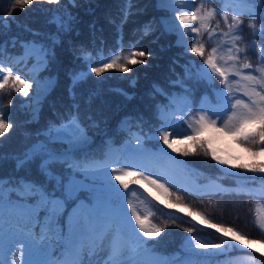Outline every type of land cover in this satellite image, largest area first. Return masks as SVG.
<instances>
[{
	"label": "trees",
	"instance_id": "1",
	"mask_svg": "<svg viewBox=\"0 0 264 264\" xmlns=\"http://www.w3.org/2000/svg\"><path fill=\"white\" fill-rule=\"evenodd\" d=\"M199 3L200 0H192L188 3V8L199 6ZM76 4L77 6L73 7L69 0H60L58 4H49L47 0H33V3L23 10L16 6L12 10V15L15 17L12 21V17L7 16L10 0H0V15L12 21L11 27L0 34V44H7L5 61L8 62L9 56H21L24 52L22 45L30 41H35L49 50L46 66H43L35 77H31L26 69L37 59L36 56L19 64L13 62L14 71L20 72L24 78L32 82L28 97L7 87L0 90V109L3 110L4 118L6 120L10 118L13 124L9 132L4 137H0V155L4 157L0 160V178L23 177L41 183L47 182L49 189L54 187L55 181H47L39 170L40 156L19 169L16 167L14 157H22L34 145L48 143L49 127H59L66 123V119L71 114L77 113L78 106V117L86 133L87 143L73 147L67 141L60 140L48 144V147L58 152L70 151L73 157L81 160L86 156L102 158L104 152L113 147L124 149L130 145L135 149L142 146L153 155L161 152L162 149V153L168 154L166 156L171 169L185 177H192L198 184L181 188L170 181L161 180L172 192V201H175L176 196H180L182 205L202 213L213 223L231 227L248 237L242 243L230 239L229 243L235 245L233 250L211 255L216 249H209L205 255L196 260L188 258L186 250L189 248L187 246L189 233L185 229L194 226L198 231L192 232L191 236L207 237L216 242L225 237L215 229L193 220L185 212L162 204L160 202L164 199L162 196L158 201L138 196L137 205L140 209L147 210L148 205L144 203L146 199L156 210V215L150 217L151 221L164 227L160 236L154 239L144 238L147 245L146 260L149 264H242L241 259L244 260L246 256H252L258 264H264V256L259 255L264 252V242H256L264 241V232H261L255 223L258 212L264 215V194H261V190L264 189L262 174L248 172L238 167L225 169L210 156L202 154L184 156L182 152L186 149L188 141L183 140L182 137H177L174 144V147L180 151H173L157 138L162 123L159 119V109L169 103V96L187 95L191 103L190 112L196 114L202 102L206 106L215 107L218 103L219 91L225 87L216 76L208 80L197 75L200 66L203 65V59L190 51L186 52L178 44L179 33L174 30L169 31L168 29L172 27L164 24L165 21L174 20L176 13L172 9L158 7L157 0H133L132 15L123 25V52L126 54L129 50L128 46L133 45L134 50H143L148 54L140 58L144 59L145 63L128 65L131 68L129 73L115 69H109L100 77L91 73L86 81L75 87L73 96L69 92L70 73L88 71V64L79 58L80 49H87L93 52L94 56L98 49H103L105 53L119 50L118 41L121 34L117 32V25L123 19L122 9L125 6L124 0H76ZM204 6L215 8L217 12L225 7L220 0L216 3H205ZM227 7L229 17L234 12L242 13L240 19L243 20V24L240 28L243 40L239 43L241 47L245 44L250 46L247 56L255 66L257 56L255 51L251 50V42L255 40L257 44L264 46V38L258 34L253 35V30L248 27L252 17L245 14L247 5L232 4ZM256 11L258 14L261 11L260 0H256ZM68 13L76 18L70 25L71 30L59 31L52 18L57 15L66 18ZM109 20H114L116 23H109ZM217 21H220V28L226 31L219 15L211 21V26L215 27ZM93 23L95 30L90 27ZM261 23L258 15L255 20L257 29L260 28ZM145 25H150L153 29L147 36L143 35ZM217 31L219 32V29ZM194 35L193 33L186 37L188 45L194 42L192 39ZM203 39H207V34H204ZM13 40H15L14 47L11 43ZM53 40L57 42L53 43ZM219 43L218 40L215 43L209 42L206 48L210 49ZM96 62V59L92 60L93 64ZM230 79L234 78L230 77ZM37 83L40 87L45 86V92L37 93ZM154 86L164 89L169 96L155 93ZM90 96L92 102L89 104ZM244 99L247 100V97ZM164 110L169 111L167 108ZM179 115L181 113L177 111L176 116L169 117L171 124L177 129L187 128L186 124L176 118ZM183 115L185 119L189 118L188 111ZM172 130L169 128V131ZM260 161H264V157H259L256 162ZM249 162L251 161L248 154L244 152L243 160L232 163ZM115 166L119 167V165ZM50 167L53 175L61 178L66 177L71 171L61 164ZM246 177L249 179H244ZM75 179L87 185L82 189L83 195L77 203H83L92 209L99 225L100 219H97L101 192L99 187L105 186L104 178L99 174L86 178L83 173H76ZM211 183L219 184L224 190L202 189L201 185ZM241 185L251 189V194L239 190ZM132 186L139 187L130 185V188ZM152 189L158 196L160 195L154 187ZM120 191L124 190L120 189ZM9 195L14 200L18 199L15 193ZM109 198L111 199L110 196ZM127 204V200L120 202L121 207H126ZM75 206L73 204V207ZM169 213L171 217L166 215ZM110 220L108 218L106 224H109ZM133 223L135 224L134 220ZM50 244L53 245L51 250L53 259L61 258L63 247L57 243ZM252 249H255V252Z\"/></svg>",
	"mask_w": 264,
	"mask_h": 264
},
{
	"label": "snow or ice",
	"instance_id": "2",
	"mask_svg": "<svg viewBox=\"0 0 264 264\" xmlns=\"http://www.w3.org/2000/svg\"><path fill=\"white\" fill-rule=\"evenodd\" d=\"M47 2L58 4L60 0H47ZM69 2L73 7L77 6L76 0H69ZM191 2L192 0H187V3ZM216 2L217 0H200L199 6L189 9L183 6L182 0H162L163 5L177 13L174 16V21H179V24L173 22L172 28L168 30L179 33L178 44L186 52L190 51L203 59V65L200 66L197 75L208 80L216 76L220 78L225 87L219 91L218 103L215 107L206 106L202 102L197 113L191 114V103L187 95L183 97L169 96L164 89L154 86L155 93L169 96V103L159 109V119L162 123L158 129L157 138L173 151H180L174 147V144L176 143L175 137H182L183 140L188 141L182 155L210 156L220 165H230L248 172L260 173L262 174L261 179H264V161L256 162L259 157H264V46L257 44L255 40L251 42V50L255 51L257 56V64L254 66L247 56L250 46L245 44L241 47L239 43L243 40L240 28V25L243 24V20L240 19L242 13L234 12L229 17L227 7L232 4L247 5L248 9L245 14L252 17L248 27L253 30V35L258 34L264 38V0H260L261 11L259 14L256 11V0H220L225 7L219 12L215 8H205L204 6L205 3ZM32 3L33 0H10V10L7 16L12 17V21H14L12 10L16 6L23 10ZM177 4L181 6L176 7ZM124 5L123 19L117 25V32L121 34L118 41L119 50L105 53L103 49H98L94 56L93 52L80 49L79 58L88 64V71L70 73L69 92L73 96L75 87L86 81L91 73H95L96 77H100L109 69L129 73L131 68L128 65L145 63L144 59H140L148 55L145 51H136L133 45H129L128 52L126 54L123 52V25L132 15L133 0H124ZM218 15L223 21L226 31L220 28V21L216 22L215 27L211 26V21L215 20ZM258 15L262 21L259 29L255 25ZM75 19L71 13H68L66 18L59 15L53 17L52 22L57 24L59 31L66 32L71 30L70 25ZM12 21L0 15V34L11 27ZM109 23L115 24L116 22L109 20ZM90 27L95 30L94 23ZM152 30L150 25H145L143 35H149ZM193 33L195 34L192 36L194 42L188 45L186 37ZM204 34H207L206 40L203 39ZM217 40L220 41L219 44L210 49L206 48V44L215 43ZM56 42L53 40V43ZM11 43L14 47L15 40ZM22 47L24 52L21 56H9L8 62H6L7 44H0V90L7 87L11 91L28 97L32 82L24 78L20 72L14 71L13 62L19 64L36 56L37 64L46 66L49 50L35 41H30ZM93 59L97 61L95 64L92 63ZM204 65L207 67L205 68ZM246 69L252 71L245 72ZM230 77L234 79H230ZM173 83H179V81H173ZM39 87L37 83V90ZM244 97H247V100ZM91 102L92 96L88 99V103ZM165 108L169 111H165ZM78 110L77 106V113L71 114L66 119V123L61 126L49 127L47 131L48 143L34 145L22 157H14L16 167L19 169L40 156L39 170L47 181H55L54 187L49 189L47 182L41 183L23 177L0 178V264H10L9 260L5 258L6 249L13 245H18V252L25 253L27 256V259L22 260V264H91V258L105 247L108 249V255L104 264H139L136 259L137 254L141 250H147L144 238L154 239L160 236L164 227L151 221L150 217L156 215V210L146 199L144 203L148 205L147 210L137 209L132 198L137 197L138 190L130 188V185H138L147 191H151V188L154 187L160 194L155 198L159 200L161 196L164 197L163 200H160L162 204L185 212L193 220L215 229L225 237V239L216 242V240L207 237L191 236L192 232L198 231L193 226L185 229L189 233L187 239L189 248L194 247L205 252L209 249H220L225 252L235 249V245L229 243L230 239L237 243L248 239L241 232L223 224L213 223L202 213L190 209L187 205H182L180 196H176L175 201H172L173 194L166 183H162L160 177L153 178V174L145 166L144 162L151 159L153 154L143 149L142 146L135 149L130 145L124 149L109 148L105 157L99 160L87 156L82 160L77 159L72 156L70 151L58 152L48 147V144L60 140L67 141L73 147L87 143L86 133L79 121ZM177 111L181 115L176 118L186 124L187 128L177 129L171 124L169 117L176 116ZM185 111L189 112L188 119L184 118ZM12 127L10 118L6 120L3 110L0 109V137H4ZM169 128L173 130L169 131ZM225 136L229 137L237 147L242 148L243 152L248 154L251 162L232 163V160L224 159L218 155L214 144L218 138ZM137 143H139V139H137ZM161 152H163L162 149ZM163 154L168 155L167 153ZM3 159L4 157L0 155V160ZM234 159L240 160L242 157ZM55 164L64 165L71 171L64 178L54 176L50 166ZM115 165H119V167ZM109 169L111 170L109 171ZM146 172H148L147 175ZM76 173H83L86 178L98 174L104 178L105 190L111 197L109 206L112 222L117 224L115 231H113L111 223L99 226L93 210L83 203H77L80 196L83 195L82 189L87 185L75 179ZM120 189L124 191L121 192ZM216 190L224 189L217 186ZM239 190L248 191L250 194L252 192L245 185H241ZM9 193H15L18 199H12ZM261 194H264V189L261 190ZM123 200L128 201L127 208L131 210L130 217L127 211L121 212L120 202ZM73 204L76 206L73 207ZM166 215L171 217L170 213ZM133 220L135 221L134 225L132 224ZM255 223L258 229L264 232V215L258 212ZM37 228H39L38 233ZM45 242L62 244V258L34 260L32 258L34 252L41 251L43 255H47V252L41 248ZM252 251L255 252V249ZM259 255L264 256V252ZM12 264L15 262L13 261ZM244 264H258V262L254 257L246 256Z\"/></svg>",
	"mask_w": 264,
	"mask_h": 264
},
{
	"label": "rangeland",
	"instance_id": "3",
	"mask_svg": "<svg viewBox=\"0 0 264 264\" xmlns=\"http://www.w3.org/2000/svg\"><path fill=\"white\" fill-rule=\"evenodd\" d=\"M157 4L158 7H165V8H169L165 5L162 4V0H157ZM182 4L184 7L188 8V3L187 0H182ZM180 4H177L176 7H180ZM171 9V8H169ZM176 13V12H175ZM177 14V13H176ZM173 22L175 24H178L179 21L178 20H172V21H165L164 24L166 26L172 27ZM35 65V68H34ZM43 66H40L37 64V59L26 69V72L29 73V75L31 77H35L42 69ZM38 92H45V86L42 85L39 90H37ZM239 94V93H237ZM176 141H177V137H175ZM214 147L217 149V153L218 155H220L221 157H223L224 159H230L233 161H238L236 159H234L235 157H242L243 160L244 159V152L241 148L237 147V145L232 142V140L229 137H220L216 140ZM168 157L166 155H164L162 152H157L155 155L152 156L151 159L145 161V166L150 170V172L153 174V178H157V176H161L164 175L166 176V172H168L167 174L170 175V177H173L174 175L172 174V172H174L172 169L169 168L168 164ZM164 164L167 165V167L172 170L169 171L167 168H163ZM220 165V164H219ZM221 167L225 168V169H230L231 166L230 165H220ZM111 169H109L110 171ZM177 173V172H175ZM146 174H148V172H146ZM157 175V176H156ZM178 179H179V183L175 182L174 180L170 179V178H165L162 177L161 180H169L173 183H175L177 186L179 187H183V188H188L193 186V181L191 178H186L183 177L181 174L178 173ZM101 189L100 192V198H99V208H98V216L97 219H100V224L99 225H105L107 222V219L110 218V223L112 226L113 231H115V229L117 228V224L112 222V217L111 212H110V206H109V194L107 193V191L105 190V186L104 187H99ZM204 190H213L215 188H217L216 184H211L208 186L203 187ZM132 189H137L138 190V196H144V197H148L151 200H158L155 198V196H157L156 192L151 188V191H147L145 190V188H139L137 186H132ZM137 197L132 198V202L133 204L137 207L138 210H141L139 205H137ZM127 211L128 216H131V210L126 207H121V212ZM132 224L133 221H132ZM39 232V230H37V233ZM110 238V237H109ZM18 245H13L10 246L9 248L6 249V259L9 260L10 264H12V262L14 261L15 264H22V260L27 259V256L25 253L22 252H18ZM42 250L47 252V255H43L41 251H37L34 252L33 255V259L34 260H39V259H50V252L52 249V246L50 245V243H47V247L45 244H42L41 246ZM144 250H141L137 256L136 259L139 262V264H149L147 262V260L145 259V255L143 254ZM187 252V257L188 258H193L194 260H196L197 258L205 255V251L202 249H195L193 248H188L186 250ZM222 253V251L220 249H216L211 255L213 254H219ZM108 255V249L107 247H105L103 250L99 251L98 253H96L92 258H91V264H104V261L106 259ZM85 259H87V257H85ZM52 260V259H51ZM241 263L244 264V260L241 259Z\"/></svg>",
	"mask_w": 264,
	"mask_h": 264
},
{
	"label": "bare ground",
	"instance_id": "4",
	"mask_svg": "<svg viewBox=\"0 0 264 264\" xmlns=\"http://www.w3.org/2000/svg\"><path fill=\"white\" fill-rule=\"evenodd\" d=\"M164 169L165 168H167L169 171H171L172 172V170H170L168 167H167V165L166 164H164V167H163ZM168 172H166V176H164V175H161V176H157V177H160V178H162V177H165V178H170V179H172V180H174L175 182H177V183H179V179H178V173H175V172H172V174L174 175L173 177H170V175L169 174H167Z\"/></svg>",
	"mask_w": 264,
	"mask_h": 264
}]
</instances>
